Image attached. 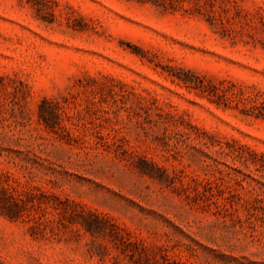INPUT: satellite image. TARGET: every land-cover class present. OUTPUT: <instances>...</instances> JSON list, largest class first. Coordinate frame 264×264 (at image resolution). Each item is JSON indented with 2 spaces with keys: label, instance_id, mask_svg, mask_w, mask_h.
Here are the masks:
<instances>
[{
  "label": "rangeland",
  "instance_id": "1",
  "mask_svg": "<svg viewBox=\"0 0 264 264\" xmlns=\"http://www.w3.org/2000/svg\"><path fill=\"white\" fill-rule=\"evenodd\" d=\"M0 264H264V0H0Z\"/></svg>",
  "mask_w": 264,
  "mask_h": 264
}]
</instances>
